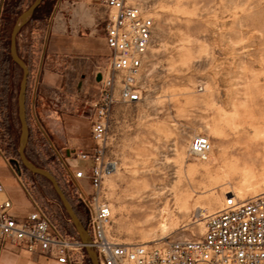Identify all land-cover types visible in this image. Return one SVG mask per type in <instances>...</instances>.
Here are the masks:
<instances>
[{
	"label": "rangeland",
	"instance_id": "374dc122",
	"mask_svg": "<svg viewBox=\"0 0 264 264\" xmlns=\"http://www.w3.org/2000/svg\"><path fill=\"white\" fill-rule=\"evenodd\" d=\"M76 1L42 0L16 37L28 70L25 155L51 173L68 201L71 168L90 164L73 158L93 145L94 75L106 64L103 56H83L76 75L73 56L53 51L51 39L71 36L74 21L78 36H103L96 12L81 3L73 10ZM139 1L154 31L142 73L143 99L117 105L109 123L105 160L116 171L102 185L111 210L107 235L126 245L198 239L202 214L217 211L230 195L245 201L264 193V0ZM33 2L5 0L0 14V150L21 167L34 199L66 215L51 186L25 172L18 157L22 70L11 59L10 35ZM84 9L91 18L78 14ZM65 120L80 125V148L64 138ZM53 128L61 139L51 134ZM195 136L209 140L208 162L188 156ZM250 144L258 151L245 157ZM79 184L90 192L87 181Z\"/></svg>",
	"mask_w": 264,
	"mask_h": 264
},
{
	"label": "built area",
	"instance_id": "2783aa9c",
	"mask_svg": "<svg viewBox=\"0 0 264 264\" xmlns=\"http://www.w3.org/2000/svg\"><path fill=\"white\" fill-rule=\"evenodd\" d=\"M79 3L96 12L109 51L106 64L98 67L94 75H99L100 80L96 82L97 97L90 105L89 139L93 145L73 158L75 162L81 159L90 164L71 168L67 186L71 201L85 212L83 227L97 264H264V193L245 201L230 195L217 211L202 214L203 233L198 239L125 245L107 235L111 210L103 199L102 185L115 169L114 163L105 160L109 123L117 105H135L143 99L142 73L154 22L139 0H77L73 10H77ZM4 4L5 0H0V14ZM84 65L83 58L75 60L76 75ZM210 151L209 140L195 136L190 141L188 156L208 162ZM0 155L4 157L1 150ZM9 164L17 180L25 184L18 163ZM83 180L88 182L89 193L79 184ZM12 208L9 200L0 204L3 246L37 253L58 264L86 262L85 246L70 232L72 225L61 211L53 213L35 203L34 212L18 219Z\"/></svg>",
	"mask_w": 264,
	"mask_h": 264
},
{
	"label": "crops",
	"instance_id": "0c3cea01",
	"mask_svg": "<svg viewBox=\"0 0 264 264\" xmlns=\"http://www.w3.org/2000/svg\"><path fill=\"white\" fill-rule=\"evenodd\" d=\"M78 14H83L90 16L85 9L80 10ZM91 18V16L89 17ZM74 31L71 33V36L63 35L53 37L51 39V45L53 47V51H57L62 54H69L73 56V61L76 59L82 58L87 55H100L105 57V61L107 62V58L109 55V51L104 42L103 36H94L93 38L80 37L77 34L76 27L78 28V23L73 22ZM65 30V29H64ZM99 48L101 53L95 54L96 49ZM102 49L104 50L102 51ZM96 81V78H95ZM77 122H73L70 120H65V139H73L72 143L75 148H80L82 143L79 140V137L82 134L80 125L78 127ZM53 136H57L59 139L62 138L60 131L56 128L52 129ZM72 145V146H73ZM67 154V151H65ZM10 160L4 158L0 155V185L2 187V192H0V204L9 200L12 205V214L18 219H22L26 217L28 214L35 211V203H38L40 206L43 204L36 199H34L28 189L26 184H21L14 173L10 169ZM89 166V165H88ZM87 167V166H85ZM45 207V206H43ZM0 264H58L53 259L44 258L37 253H31L26 250L19 249L17 247L3 246L0 243Z\"/></svg>",
	"mask_w": 264,
	"mask_h": 264
},
{
	"label": "water",
	"instance_id": "95a60500",
	"mask_svg": "<svg viewBox=\"0 0 264 264\" xmlns=\"http://www.w3.org/2000/svg\"><path fill=\"white\" fill-rule=\"evenodd\" d=\"M42 0H34L33 4L20 15L16 24L14 25L11 35H10V56L12 61L22 70V79L19 85V91L17 96V107H18V118L20 122V136H19V147H18V157L19 162L23 169L28 173L41 178L46 181L52 188L56 199L60 203L62 209L64 210L68 220L70 221L74 233L78 236L79 240L85 246V254L90 261V264H97L96 255L93 250L89 247V238L85 232L83 224L76 216L71 204L65 197L63 191L61 190L56 179L49 173L41 168H38L32 164L25 155V148L28 140V126L26 122L25 115V94H26V84L28 79V70L24 63L20 60L16 50V37L20 29L27 23L29 18L37 9ZM100 80V76L97 75L96 82Z\"/></svg>",
	"mask_w": 264,
	"mask_h": 264
},
{
	"label": "trees",
	"instance_id": "16d2710c",
	"mask_svg": "<svg viewBox=\"0 0 264 264\" xmlns=\"http://www.w3.org/2000/svg\"><path fill=\"white\" fill-rule=\"evenodd\" d=\"M24 170V169H23ZM27 172V171H25ZM69 203L71 204L76 216L78 217V219L81 221V223L83 225H85V219H86V216H85V212L82 208L80 207H77L74 205V203L72 201L69 200ZM71 233L75 234L74 231H72ZM87 263L90 264V261L87 259Z\"/></svg>",
	"mask_w": 264,
	"mask_h": 264
},
{
	"label": "bare ground",
	"instance_id": "6f19581e",
	"mask_svg": "<svg viewBox=\"0 0 264 264\" xmlns=\"http://www.w3.org/2000/svg\"><path fill=\"white\" fill-rule=\"evenodd\" d=\"M258 148H259V146H256V145H247L246 146V150L245 151H243V153H242V155H244V154H246V156L245 157H247V155L248 154H250V153H253V152H256V151H258ZM261 150V149H260ZM116 170L114 169L113 170V172H115ZM112 172V173H113ZM176 201V200H175ZM200 214V213H199ZM126 245V244H125Z\"/></svg>",
	"mask_w": 264,
	"mask_h": 264
}]
</instances>
